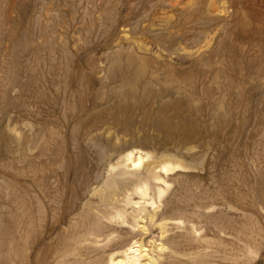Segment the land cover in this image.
<instances>
[{"label":"rangeland","instance_id":"rangeland-1","mask_svg":"<svg viewBox=\"0 0 264 264\" xmlns=\"http://www.w3.org/2000/svg\"><path fill=\"white\" fill-rule=\"evenodd\" d=\"M129 1L136 6L134 12L116 13L114 17L120 18L112 24L109 13L120 7V0H0L2 218L7 217L10 209L2 186L12 183L19 192L28 179L26 175L31 174V165H40V150L45 143H49L52 150L50 155L56 153L58 147L66 154L71 147L63 143H90L84 136L89 126L93 140L108 144L113 154L135 147L159 160L166 157L185 165V169L171 174L170 194L177 195L185 189L196 193L214 192L218 185L227 188L223 179L225 161H221L219 155L228 143H220L217 151L204 156L202 145L196 139L168 135L161 118L164 115L165 122L172 127L181 121L193 132L197 131L201 119L207 120L208 99L203 98L198 89L200 68L196 63L210 48L217 46L222 37L228 40L233 51L244 50V73L262 71L264 89V46L261 48L258 44V27L250 5L246 0H215L216 4L211 7L213 14H210L207 8L211 0H201L203 13L199 17L208 19L205 29L210 37L215 35L207 46L203 40L191 42L192 33L186 35L178 31L181 6L175 7L173 2L139 5V0ZM26 38H30L31 48L26 46ZM51 38L55 43L52 59L43 48ZM34 45L41 48L38 56L32 52ZM13 60L15 66L22 63L24 68L33 67L36 80L28 89L23 87V82H28L29 78L23 70L19 72L22 83L13 81L10 72ZM152 75L157 80L150 83ZM177 78L184 81L180 92L175 89ZM245 78V88L258 85L256 79ZM148 84L151 94L146 92ZM131 89L141 105L132 120L120 114L103 115ZM70 90L73 91L71 97L64 100ZM41 93L45 95L42 97ZM147 93L149 97H145ZM175 107L183 111L181 118L176 116ZM76 116L82 122L79 130L74 129ZM95 121L96 126L92 127ZM89 155L91 160L95 159L92 151ZM239 190L244 191L245 187ZM209 212L214 213V209ZM228 215L235 218L233 221L241 219L236 212ZM177 216L179 213L171 217ZM211 221L201 215L195 224L205 246L223 252L217 254L215 264H264L263 200L262 210L255 214L251 225L253 230L262 233L258 240L244 243L233 235L228 237ZM245 245L254 252L247 253ZM224 255L225 260L221 259Z\"/></svg>","mask_w":264,"mask_h":264},{"label":"bare ground","instance_id":"bare-ground-1","mask_svg":"<svg viewBox=\"0 0 264 264\" xmlns=\"http://www.w3.org/2000/svg\"><path fill=\"white\" fill-rule=\"evenodd\" d=\"M166 2L181 6L178 31L192 33L191 42L203 40L208 46L215 35L210 37L205 29L208 19L199 17L203 13L201 0H139V5ZM246 2L258 27V44L262 48L264 0ZM119 4L109 13L112 24L120 18L114 17L116 13L131 14L136 9L129 0H120ZM215 4V0L209 1L210 14ZM29 43L30 38H26V46ZM228 44L222 37L217 46L208 49L207 55L197 59L198 89L208 99L207 108L204 106L207 120L201 119L193 132L181 121L172 127L165 122L164 115L161 118L168 135L196 139L204 156L217 151L220 143H228L219 155L225 161L223 179L227 188L218 185L214 192L185 189L180 194H170L171 174L185 169V165L166 157L159 160L135 147L118 150L115 155L108 144L93 140L89 126L84 136L90 143H63L71 147L66 154L58 147L50 155L52 150L45 143L40 150V165H31V174L26 175L28 179L19 192L12 183L2 186L10 209L6 218L0 216V264H215L217 254L223 252L209 250L203 236L197 234L200 229L195 220L201 215L212 220L211 224L228 237L233 235L244 243L258 240L262 233L251 225L264 201L262 71L244 73V50L235 52ZM32 47L38 56L41 48ZM54 47L52 38L43 47L50 59ZM14 60L12 79L22 83L19 72L23 70L29 77L23 87L28 89L36 80L33 67L24 68L22 63L15 66ZM245 77L256 79L258 85L245 88ZM155 79L151 77L150 83ZM174 84L179 92L183 90V79L177 78ZM147 87L146 92H152L150 84ZM72 92L67 91L64 100ZM148 93L145 97H149ZM140 107L131 89L103 115L120 114L132 120ZM175 112L178 118L182 117L181 109L175 107ZM75 118L74 129L79 130L82 122L79 116ZM94 123L92 127L96 126ZM240 187L245 190H239ZM211 208L214 213L209 212ZM229 212L238 213L241 219L233 221L235 218H230ZM176 213L180 216L171 217ZM178 229L183 231L175 232ZM244 249L250 254L254 252L246 245ZM221 259L225 260L226 255Z\"/></svg>","mask_w":264,"mask_h":264}]
</instances>
